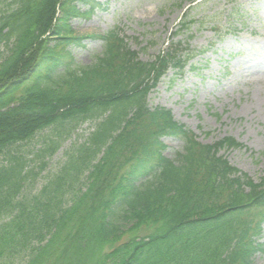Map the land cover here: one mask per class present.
Masks as SVG:
<instances>
[{
	"label": "trees",
	"instance_id": "trees-1",
	"mask_svg": "<svg viewBox=\"0 0 264 264\" xmlns=\"http://www.w3.org/2000/svg\"><path fill=\"white\" fill-rule=\"evenodd\" d=\"M76 1L9 0L0 10V264H255L264 177L254 183L219 155L238 149L234 138L204 145L170 111L148 108L160 79L194 53L170 41L144 62L117 28L80 35L68 22L89 13ZM92 39L102 51L77 64L73 49ZM87 121L97 123L75 156L28 192L21 146ZM164 139L182 143L173 159ZM45 145L42 158L57 148Z\"/></svg>",
	"mask_w": 264,
	"mask_h": 264
},
{
	"label": "rangeland",
	"instance_id": "rangeland-1",
	"mask_svg": "<svg viewBox=\"0 0 264 264\" xmlns=\"http://www.w3.org/2000/svg\"><path fill=\"white\" fill-rule=\"evenodd\" d=\"M8 2L0 0V10ZM92 3L99 7L87 12ZM74 4L81 13H89L68 22L76 33L103 34L117 28L141 61H154L170 41L181 42L182 51L193 52L180 73L170 69L149 93L148 108L170 111L204 145L234 138L240 144L238 149L220 150L219 155L254 183L261 181L264 81L252 70L264 64V0H84ZM189 6L194 8L187 16L190 26L174 36L179 17ZM83 46L72 53L77 64L88 65L102 51V45L92 39ZM96 123L87 121L62 137L45 130L21 146L27 171L34 178L29 179L28 192L40 190L75 156ZM50 141L57 145L54 152L38 156ZM164 143L170 159L182 148L177 140L164 139ZM260 242L264 244V222ZM12 264H23V260L15 258ZM255 264H264V257L256 255Z\"/></svg>",
	"mask_w": 264,
	"mask_h": 264
},
{
	"label": "bare ground",
	"instance_id": "bare-ground-1",
	"mask_svg": "<svg viewBox=\"0 0 264 264\" xmlns=\"http://www.w3.org/2000/svg\"><path fill=\"white\" fill-rule=\"evenodd\" d=\"M254 75L261 81H264V64H260L257 67H255L253 70Z\"/></svg>",
	"mask_w": 264,
	"mask_h": 264
}]
</instances>
